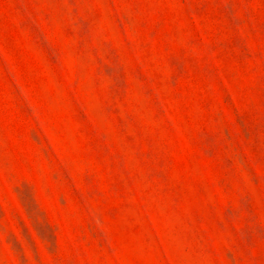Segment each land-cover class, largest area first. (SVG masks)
Listing matches in <instances>:
<instances>
[{
  "label": "rangeland",
  "instance_id": "obj_1",
  "mask_svg": "<svg viewBox=\"0 0 264 264\" xmlns=\"http://www.w3.org/2000/svg\"><path fill=\"white\" fill-rule=\"evenodd\" d=\"M0 264H264V0H0Z\"/></svg>",
  "mask_w": 264,
  "mask_h": 264
}]
</instances>
